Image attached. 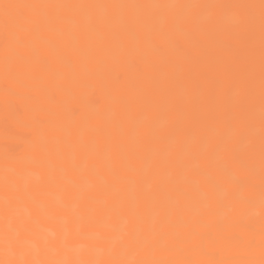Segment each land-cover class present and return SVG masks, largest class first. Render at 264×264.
Here are the masks:
<instances>
[{
  "label": "bare ground",
  "instance_id": "obj_1",
  "mask_svg": "<svg viewBox=\"0 0 264 264\" xmlns=\"http://www.w3.org/2000/svg\"><path fill=\"white\" fill-rule=\"evenodd\" d=\"M260 5L0 0V264H264Z\"/></svg>",
  "mask_w": 264,
  "mask_h": 264
},
{
  "label": "snow or ice",
  "instance_id": "obj_2",
  "mask_svg": "<svg viewBox=\"0 0 264 264\" xmlns=\"http://www.w3.org/2000/svg\"><path fill=\"white\" fill-rule=\"evenodd\" d=\"M4 9V25L5 28L10 26L18 25L21 14L18 12L15 16L9 13V9H20L23 7H35V6H25V5H14V4H3ZM70 7V6H69ZM178 8L190 7L193 9V14L190 20L196 23L200 20L204 11L207 9H215L214 15L211 17L214 23H225V22H235L239 25L250 29L253 24V18L251 16L250 9L254 5H238V4H195V5H177ZM261 10H262V29H264V0H261ZM233 9H239V14L234 15Z\"/></svg>",
  "mask_w": 264,
  "mask_h": 264
}]
</instances>
